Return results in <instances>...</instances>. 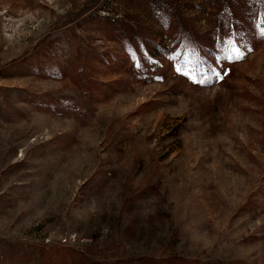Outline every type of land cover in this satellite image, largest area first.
Masks as SVG:
<instances>
[{"label":"rangeland","instance_id":"obj_1","mask_svg":"<svg viewBox=\"0 0 264 264\" xmlns=\"http://www.w3.org/2000/svg\"><path fill=\"white\" fill-rule=\"evenodd\" d=\"M0 264H264V0H0Z\"/></svg>","mask_w":264,"mask_h":264}]
</instances>
